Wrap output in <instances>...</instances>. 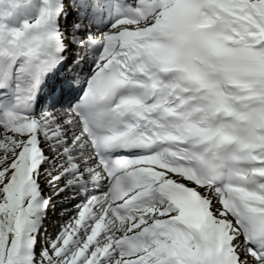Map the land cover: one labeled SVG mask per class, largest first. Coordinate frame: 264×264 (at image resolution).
I'll list each match as a JSON object with an SVG mask.
<instances>
[{"label": "snow or ice", "instance_id": "snow-or-ice-1", "mask_svg": "<svg viewBox=\"0 0 264 264\" xmlns=\"http://www.w3.org/2000/svg\"><path fill=\"white\" fill-rule=\"evenodd\" d=\"M0 264H264V0H0Z\"/></svg>", "mask_w": 264, "mask_h": 264}]
</instances>
